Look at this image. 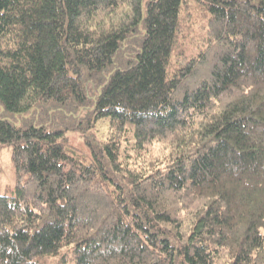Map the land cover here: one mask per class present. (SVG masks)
<instances>
[{
  "label": "trees",
  "instance_id": "1",
  "mask_svg": "<svg viewBox=\"0 0 264 264\" xmlns=\"http://www.w3.org/2000/svg\"><path fill=\"white\" fill-rule=\"evenodd\" d=\"M5 145L0 264H264V0H0Z\"/></svg>",
  "mask_w": 264,
  "mask_h": 264
},
{
  "label": "rangeland",
  "instance_id": "2",
  "mask_svg": "<svg viewBox=\"0 0 264 264\" xmlns=\"http://www.w3.org/2000/svg\"><path fill=\"white\" fill-rule=\"evenodd\" d=\"M205 25V19L202 14L194 11L191 18L188 20L186 26L188 28V36L181 40L180 48L196 50L202 46L203 27ZM70 136L75 145L83 146L82 139L79 137L78 131H69ZM13 149L11 145H5L0 147V192L1 193H13L7 190L8 187H15L17 175L16 167L13 162Z\"/></svg>",
  "mask_w": 264,
  "mask_h": 264
}]
</instances>
